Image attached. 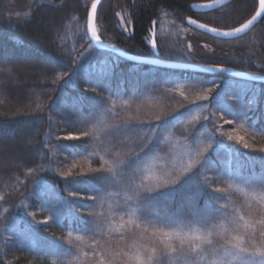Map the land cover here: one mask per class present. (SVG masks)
Masks as SVG:
<instances>
[{
    "label": "trees",
    "instance_id": "16d2710c",
    "mask_svg": "<svg viewBox=\"0 0 264 264\" xmlns=\"http://www.w3.org/2000/svg\"><path fill=\"white\" fill-rule=\"evenodd\" d=\"M205 1L209 0H102L96 12V33L105 44H113L129 54L142 57H154L150 41L155 40L159 59L181 62L186 55L175 51L184 52L180 36L188 27L186 18L228 30L250 19L257 8L256 0H234L206 14L191 10L190 5ZM9 3L10 0H0V197H3L0 199V227L18 214L16 210L21 201H27L32 210L40 205L34 197L36 182L52 184L62 191L63 182L57 172H53L62 162L74 163L87 176H92L96 173L92 169L104 168L105 162L112 160L113 153L124 152L118 141L124 140L129 133L120 136L115 143L112 142L115 132L107 137L106 134H96L93 148L86 142V136L81 135L90 114L85 93L91 90L85 89L89 82L95 84L93 81L98 77L76 68L80 54L90 44L86 33L90 5H85L83 0L33 2L27 19L14 20L9 17ZM123 13H127L128 27L125 29L119 22V14ZM191 31L212 44L221 42L222 47L232 46L247 58L251 54L253 61L264 60L263 20L247 35L229 41L215 40ZM120 61L109 79L111 90L118 72L125 93H128L126 86L131 80L138 77L143 82L151 80L145 72L130 75L128 69L132 63L122 58ZM230 66L240 69V65L234 62H230ZM141 67L146 71L170 72L183 80L198 76L230 79L221 74L204 75L145 64ZM69 76L71 80H68ZM57 77L63 79L57 80ZM259 87L264 89V84ZM100 90L103 88H97L95 92ZM75 105L80 112L74 120L67 109ZM259 125L261 128L263 123ZM69 133L81 135L79 140H66L65 145H73L71 148L61 144ZM49 134L51 140L47 142ZM150 153L155 154L153 150ZM210 158L213 160L212 156ZM100 186L105 189L104 185ZM175 200L178 202L179 197L176 196ZM50 226H40L39 229L49 231L52 238L63 240L66 237L67 220L64 219L60 226ZM79 227L78 221L70 225L73 231ZM53 249L10 245L1 249L0 264H55L58 259L51 253Z\"/></svg>",
    "mask_w": 264,
    "mask_h": 264
},
{
    "label": "rangeland",
    "instance_id": "374dc122",
    "mask_svg": "<svg viewBox=\"0 0 264 264\" xmlns=\"http://www.w3.org/2000/svg\"><path fill=\"white\" fill-rule=\"evenodd\" d=\"M51 3V0H10L9 17L14 20L27 19L29 17L32 3ZM84 4L91 5V0H83ZM127 13L119 14L120 26L125 29L128 22L125 21ZM48 24V23H47ZM46 24V25H47ZM181 41L183 42V50L175 51L177 54L186 55L187 58L180 59L181 62L212 66H228L230 62L240 65V69L249 73L264 74V60L253 61L247 58L241 51L234 50L232 46L228 48L222 47V43L212 44L208 40H203L198 35H194L190 28L182 30ZM151 44V43H150ZM189 45L191 49L189 50ZM251 53H253L251 51ZM253 61V63L251 62ZM120 59L112 53L97 50L93 45L88 47L80 54L76 65L77 71L91 72L98 77L93 81L97 88L103 90L101 92L90 91L85 93L88 97L87 105L90 114L86 117L84 130L89 133L86 136V142L90 148L95 146L94 136L102 133L105 137L110 136L117 130L123 128L135 129L128 131L124 140L118 141L121 150L124 152L136 148L143 141L144 130L150 125H160L155 137L153 151L143 161L141 171L145 176L150 177L146 182L149 184L156 183V177L173 169L177 174L187 166L189 160L188 153L194 150L207 147L209 140L213 141V146L208 148L205 155L209 158V164L216 173L226 172L229 169L238 171L242 177H253L264 174V163L259 157L264 153L259 151L264 148V89L256 84L247 81H240L234 78L224 79L218 77H194L193 79L183 80L170 72H157L154 69L143 70L141 66L132 64L128 69L130 75L133 72L140 74L145 72L150 75L151 80L143 82L140 77L130 81L126 86L123 85L121 77L115 79V84L111 90L109 82L114 68L120 63ZM178 62V61H177ZM244 63V64H242ZM254 66V67H253ZM156 76V77H155ZM118 78V79H117ZM159 79V80H157ZM201 83H205L213 88V92L208 93V100H196L198 94H204ZM195 103L203 104L204 110L197 109L189 115V109L194 107ZM249 104L251 107L249 109ZM75 110V111H74ZM75 120V115L80 112L78 106H70L67 109ZM246 113V115H245ZM168 114L167 120L165 115ZM161 116V120L156 119ZM207 116L208 119L204 117ZM172 117L178 120L171 121ZM196 117V119H193ZM223 117V118H222ZM227 119H231L232 123H226ZM259 123H263L259 128ZM195 133V136H193ZM151 136V133H148ZM241 136L243 141L237 143L235 140H229L228 136ZM47 142L51 140V135L47 137ZM66 140L61 142L65 145ZM247 143L248 148H244L243 144ZM213 157L211 160L210 156ZM111 161V160H110ZM231 161V165H229ZM68 165L63 162L60 168L53 170L57 172L62 183V191L55 188L54 185H48L42 181L33 185L35 199L40 205L32 210L28 208L27 201H21L18 205V214L0 227V251L10 245H16L24 248H35L50 245H63L64 247H83L75 239L80 235V230L84 227L82 218L86 220L102 221L101 231L103 239L101 243L111 241L114 247H125L130 241L127 239L128 225L124 229H119L122 223L119 215H111L109 205L116 207L122 204L125 193L118 187H112L98 179L106 172L94 173L87 176L85 172L76 165ZM108 165L105 162L104 169ZM71 172V175H65ZM97 178V179H94ZM100 184L105 186L101 189ZM226 187V185H225ZM101 191L96 193L97 196H104L105 199L89 200L88 195L93 194L89 189ZM163 191L164 189H159ZM74 191L77 195H70L69 192ZM182 195H187L183 193ZM178 202L181 200V194ZM245 204H251L253 215L249 219L255 223L261 217L260 204L258 201L245 200L241 198ZM50 205L55 208L57 221L54 222L51 214L45 210H41V205ZM203 200H201V205ZM155 209L154 211H158ZM34 213L35 216L30 215ZM103 214V215H100ZM47 219V225L39 224L37 221ZM67 220L68 229L66 237L62 240L52 238L49 231L40 230L39 227H51L61 225ZM128 216H124L127 221ZM78 221L80 225L75 231L71 230L70 225ZM119 229V231H117ZM241 228V232L250 231ZM259 225H257V231ZM120 232H123L124 238H121ZM71 233V235H69ZM86 243H90L85 238ZM55 251V253H54ZM84 251H90L85 248ZM57 262L62 263L64 259L59 254L58 249H53ZM71 264H94V258L84 256L83 253L79 257H72ZM201 264H207V258ZM232 264H238L233 261Z\"/></svg>",
    "mask_w": 264,
    "mask_h": 264
},
{
    "label": "snow or ice",
    "instance_id": "6c2138e0",
    "mask_svg": "<svg viewBox=\"0 0 264 264\" xmlns=\"http://www.w3.org/2000/svg\"><path fill=\"white\" fill-rule=\"evenodd\" d=\"M220 2L221 0H215V3ZM228 2L229 0H223L224 4ZM100 3L101 0H94L87 16L91 37L97 42L100 38L93 28V23ZM215 3L200 7L212 8ZM262 14H264V0H259V9L251 19L230 31L221 32L205 24H197L193 19H189L188 23L216 36L236 37L249 29ZM151 43L153 48L157 47L155 40ZM190 49L191 45H189ZM203 71L224 72L226 69L215 68L209 62V66L203 67ZM56 79L61 80L63 77ZM68 80H71V76ZM201 87L204 94H198L196 100L206 101L209 98L208 93L213 92V88L205 83H201ZM96 89L97 85L89 82L85 91L95 92ZM192 103L194 107L189 109V115L197 109L203 111L205 108L203 104L195 101ZM248 107L250 109L251 104ZM167 117L168 114L165 115V120ZM204 118L208 119L207 116ZM156 119L160 121L161 116H157ZM172 119L178 120L177 117ZM225 122L232 123V120L227 119ZM159 128L160 125H150L141 137L143 142L136 148L123 153L120 151L113 153L112 160L106 161L108 164L106 169L103 167L92 169L97 173L106 172L107 175H102L98 179L109 186L118 187L125 193L122 204L116 207L110 204L109 212L110 216L119 215L122 221L119 229H124L125 225L129 226L127 239L130 242L122 248L114 247L111 241L102 244L103 232L100 230L102 221L82 218L84 227L75 239L83 247L50 245L59 250L60 256L64 258L62 264H71V258H78L81 253L86 257L94 258V264H201L206 258L207 264H232L233 261H238V264H264V174L242 177L238 171L234 172L230 169L226 172H214L210 167L208 156L205 155L208 148L213 146L210 138L207 147L188 153L187 166L183 167L179 174L173 169L156 177L155 184H149L146 181L150 177L145 176L141 168L144 159L153 150ZM130 130L135 129L117 130L112 142L115 143L116 139ZM148 133L152 135L149 136ZM81 135L88 136L89 133L85 131ZM81 135L69 133L63 139L79 140ZM228 139L237 143L243 141L241 136L229 135ZM64 147L71 148L73 145ZM243 147L248 148L249 145L244 143ZM259 151L264 153V148H260ZM259 159L264 163V156ZM228 163L231 165V161ZM75 167L76 165L73 164V168ZM71 174L69 172L65 175ZM100 191L97 188L96 192L88 195L87 198L103 201L104 196L96 195ZM185 192L187 195H182ZM69 194L78 193L70 191ZM178 194H181V200L176 202L175 197ZM242 197L245 200L259 202L261 218L255 223L249 219L254 214L252 206L250 203L245 204ZM201 200H203L202 205ZM158 208V211H154ZM45 209L56 222L55 208L47 204L41 205V210ZM30 215L35 216L34 213ZM125 215L128 216L127 221H124ZM37 223L47 225L49 221L45 219ZM257 225H259L258 231ZM241 228L251 230L241 232ZM124 235L120 232L121 238H124ZM85 238H88L90 243H86ZM85 248L90 251H84Z\"/></svg>",
    "mask_w": 264,
    "mask_h": 264
},
{
    "label": "water",
    "instance_id": "95a60500",
    "mask_svg": "<svg viewBox=\"0 0 264 264\" xmlns=\"http://www.w3.org/2000/svg\"><path fill=\"white\" fill-rule=\"evenodd\" d=\"M232 1H234V0H229L228 3L232 2ZM256 1H257V5H258V7L256 9V11H257L259 9V0H256ZM92 2H94V0ZM101 2H102V0H101ZM214 3H215V0H213V1H205V2H198V3L193 4L196 7H193V5H191L190 8H191V10L194 13L195 12H197V13H206V12L216 11L217 9L222 8V7H224V6H226L228 4V3L224 4L223 0H221L220 3H215V6L212 7V8L200 7L201 5L214 4ZM99 5L97 6V9H98ZM89 11H91V6L89 8ZM256 11L254 12V14L256 13ZM96 12H97V10H96ZM96 15H97V13H96ZM263 15L264 14H262L260 17H258L257 20L253 23V25H251L249 27V29H246L244 33L238 34L236 37L216 36L213 33L207 32L206 30L199 29L198 27H196V25H190L188 23V20L192 19V18H187L186 24H187V26L190 29H192L194 31H198V32H200V33H202V34H204L206 36L208 35V36H210L213 39L229 41V40L238 39L241 36H244V35L248 34L254 28L255 25H257L258 23L261 22V19L264 17ZM251 17H250V19H251ZM95 19H96V16H95ZM95 19H94V23H93V28L94 29H96L95 28V26H96ZM196 21H197V24H203V23H201L198 20H196ZM86 24H87L86 33H87V35H88V37L90 39L91 45H93L97 50H102V51L107 52V53H112V54L116 55L117 57H119L120 59L121 58L125 59V60L129 61L130 63H135V64H139V65L145 64V65H149L151 67H158V68H161V69H168V70H174V71H176V70L187 71L188 70V71H191L193 73H201V74H204V75H209V74L210 75H220L221 74V75L227 76L229 78L232 77L234 79H237V80H240V81H242V80L243 81H247V82H250L252 84L253 83H256V84H259V85L260 84H264V74L261 75V74H256V73H253V72L249 73V72H245V71H242V70L240 71V70H237V69H235L233 67H226V66L217 67V66H213L215 68H224V69H226V71H224V72H219V71L206 72V71H203V67H207L206 65L192 64V63H181V62H171V61H166V60L162 61V60H160L157 57L158 53L156 51V48L152 47V44H151V48H152V53H154V55H155L154 57H146V56L142 57V56H137V55H134V54H129L126 51H124L123 49H120L119 47H117V46H115L113 44L108 45V44H105V43L101 42L100 40H99V42H97L95 39H93L91 37V31L89 30V27H88V19H87V23ZM207 26L210 27V28H214V27H211L209 25H207ZM239 26H240V24H239ZM231 29L224 30V29H219L218 28V30L221 31V32L230 31ZM253 77H260V79H253Z\"/></svg>",
    "mask_w": 264,
    "mask_h": 264
},
{
    "label": "flooded vegetation",
    "instance_id": "af4514ba",
    "mask_svg": "<svg viewBox=\"0 0 264 264\" xmlns=\"http://www.w3.org/2000/svg\"><path fill=\"white\" fill-rule=\"evenodd\" d=\"M264 16V15H263ZM264 18V17H263ZM262 18V20L264 21V19Z\"/></svg>",
    "mask_w": 264,
    "mask_h": 264
}]
</instances>
